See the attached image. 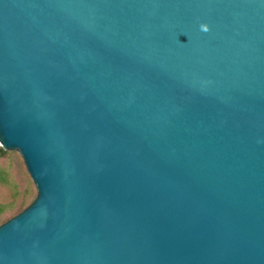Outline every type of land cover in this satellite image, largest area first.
<instances>
[{
	"label": "water",
	"instance_id": "1",
	"mask_svg": "<svg viewBox=\"0 0 264 264\" xmlns=\"http://www.w3.org/2000/svg\"><path fill=\"white\" fill-rule=\"evenodd\" d=\"M0 148V264H264V0H0Z\"/></svg>",
	"mask_w": 264,
	"mask_h": 264
},
{
	"label": "rangeland",
	"instance_id": "2",
	"mask_svg": "<svg viewBox=\"0 0 264 264\" xmlns=\"http://www.w3.org/2000/svg\"><path fill=\"white\" fill-rule=\"evenodd\" d=\"M0 167L8 173L10 182L16 185V190L14 191L9 186L0 184V204H6L13 200L17 201L16 207L11 212H5L0 216L1 224L7 218L20 212L33 200L35 188L31 180H29L30 178L17 151L4 150V154H0ZM24 193L27 196L24 198V202L20 204L21 195Z\"/></svg>",
	"mask_w": 264,
	"mask_h": 264
},
{
	"label": "trees",
	"instance_id": "3",
	"mask_svg": "<svg viewBox=\"0 0 264 264\" xmlns=\"http://www.w3.org/2000/svg\"><path fill=\"white\" fill-rule=\"evenodd\" d=\"M0 154H4V150L0 148ZM9 175L8 173L0 167V184L9 186L12 190H16V185L8 179ZM27 196L26 193L21 195V200L19 201L20 204L24 202V198ZM17 201L13 200L6 204H0V216L4 214L5 212H11L13 208L16 207Z\"/></svg>",
	"mask_w": 264,
	"mask_h": 264
}]
</instances>
